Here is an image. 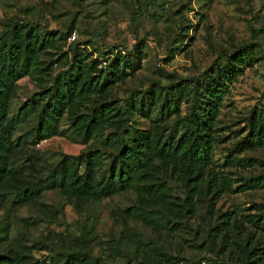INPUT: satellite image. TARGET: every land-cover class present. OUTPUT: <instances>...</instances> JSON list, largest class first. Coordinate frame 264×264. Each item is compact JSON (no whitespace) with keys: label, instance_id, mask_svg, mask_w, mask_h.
Instances as JSON below:
<instances>
[{"label":"rangeland","instance_id":"374dc122","mask_svg":"<svg viewBox=\"0 0 264 264\" xmlns=\"http://www.w3.org/2000/svg\"><path fill=\"white\" fill-rule=\"evenodd\" d=\"M12 22H32L61 39L39 55L41 69L18 81L10 117L16 116L32 95L48 88L74 54L85 58L93 74L99 69L106 71L117 54L129 56L137 45L143 47L139 70L102 94L77 100L60 121L61 134L27 145L17 157L16 165L22 166L30 182L45 178L64 155L75 156L91 150L102 156L96 167L100 174L110 157L118 152L121 138H132L135 128L148 125L137 111L128 110L122 123L110 119L85 143L73 133L72 120L76 115L87 113L102 101L122 108L131 96L140 97L149 88H165L179 79L201 81L213 61L219 59L218 63L223 64L228 55L245 44H253L259 59L228 84L215 125L217 141L212 158L200 174V189H205L215 177L223 190L216 199L211 220L205 218V196L200 194L195 198L197 217L180 219L178 231L148 226L136 215L137 209L156 212L160 205L138 186L99 199H81L62 189H46L34 202L22 206L12 204L10 193L0 208V225L7 226L8 242L20 251H30L38 259L86 246L109 264L146 259L148 255L155 258L157 250L170 253L179 262L201 258L202 264H211L222 258L230 264H244L242 251L231 243L229 247L222 246L221 235L214 251L203 239L208 223L229 218V240L245 243L247 232L253 228L242 215L264 212V187L235 190L252 177L264 179V147L237 146L248 132L250 111L264 105V0H0V34ZM93 61L96 68L91 64ZM189 104L190 97L182 102V113ZM177 118L173 114L165 123L171 127ZM36 123L34 113L17 125L14 138L23 136ZM114 133L122 137L117 135L112 142L109 135ZM29 158L36 160L34 170L29 167L32 162ZM232 158L244 162L250 158L253 165L244 167ZM78 171L82 173L84 165ZM224 179L230 181L234 191L227 189ZM154 181L166 185L171 199L185 197L184 182L178 174H172L171 168L159 164ZM235 219L243 226L236 225ZM250 237L251 246L258 239L262 242L258 246L264 244L263 232L256 231ZM8 246L5 243L1 249ZM249 264H264V257L251 256Z\"/></svg>","mask_w":264,"mask_h":264},{"label":"trees","instance_id":"16d2710c","mask_svg":"<svg viewBox=\"0 0 264 264\" xmlns=\"http://www.w3.org/2000/svg\"><path fill=\"white\" fill-rule=\"evenodd\" d=\"M59 39L60 35L44 32L39 25L32 22H12L0 34V208L9 199L10 193H13L12 204L22 206L34 202L46 189H62L81 199H99L138 186L155 204L160 205L156 212L153 209H137L136 215L148 226L160 227L167 232L178 231L181 226L180 219L197 217L198 204L195 198L200 194L205 196V218L211 220L216 199L223 190L215 177L210 179L205 189H200V174L212 158L213 145L217 141L214 135L215 125L228 84L259 59L253 44H245L228 55L223 64L218 63L219 59L213 61L204 71L201 81L179 79L165 88H149L140 97L131 96L122 108L102 101L87 113L76 115L72 120L73 133L85 143L110 119L116 118L122 123L128 110L137 111L148 125L135 128L132 138L126 140L117 134L121 138L118 152L110 157L107 167L100 174H97L96 167L102 156L97 150H91L75 156L64 155L45 178L30 182L24 176L22 166L16 165L17 157L27 145H34L40 140L61 134L60 121L66 110L77 100L106 92L109 86L123 81L142 67L141 45L135 47L132 55L117 54L107 65L106 71L99 69L93 74H90L85 58L81 54H74L69 65L54 76L48 88L32 95L21 105L17 115L10 117L11 101L18 81L33 75L40 68L39 55ZM91 64L94 68L97 67L94 61ZM189 97L188 109L182 113V102ZM154 109L157 111L154 112ZM34 113L37 116L36 126L23 136L14 138L17 125ZM173 114L178 118L168 127L165 122ZM247 129L248 132L237 146L241 149L264 147V105L250 111ZM117 135H109L113 137L109 140L115 142ZM29 159H32L29 167L34 170L36 160ZM232 161L244 167L253 165L250 158L245 159V162L236 158H232ZM159 164L171 168L172 174L180 176L186 189L183 199H171L166 185L154 181V171ZM81 165H84V171L79 173ZM224 180L227 189L234 191L230 181ZM263 187L264 179L252 177L239 184L235 190ZM242 217L253 228L252 232L247 230L248 238L245 243L229 240V218L208 223L203 243L214 251L221 235V245H236L245 257L242 262L249 264L251 256L254 259L264 257V244L258 246L262 243L258 239L251 246L250 237L256 231L264 233V212ZM235 223L243 226L237 219ZM5 243L9 246L1 249ZM22 247L27 249L24 244ZM230 263L217 258L211 264ZM0 264L109 263L92 254L86 246L44 259L35 258L30 251H20L8 242L7 226L0 225ZM121 264H202V261L201 258H193L179 262L170 253L157 250L155 258L148 255L146 259H130Z\"/></svg>","mask_w":264,"mask_h":264}]
</instances>
